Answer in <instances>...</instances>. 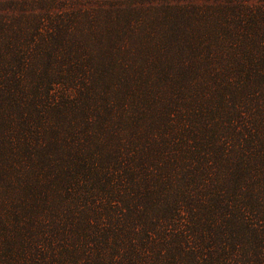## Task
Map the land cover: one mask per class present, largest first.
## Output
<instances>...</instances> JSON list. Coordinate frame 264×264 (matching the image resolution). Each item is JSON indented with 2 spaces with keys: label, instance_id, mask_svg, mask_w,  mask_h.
I'll use <instances>...</instances> for the list:
<instances>
[{
  "label": "trees",
  "instance_id": "16d2710c",
  "mask_svg": "<svg viewBox=\"0 0 264 264\" xmlns=\"http://www.w3.org/2000/svg\"><path fill=\"white\" fill-rule=\"evenodd\" d=\"M0 183V264H264V0H0Z\"/></svg>",
  "mask_w": 264,
  "mask_h": 264
},
{
  "label": "rangeland",
  "instance_id": "374dc122",
  "mask_svg": "<svg viewBox=\"0 0 264 264\" xmlns=\"http://www.w3.org/2000/svg\"><path fill=\"white\" fill-rule=\"evenodd\" d=\"M1 185L2 183H0V198H5V202L7 204V206L3 205V206H0V209L2 210H8L6 213L10 214V211L13 212V210H17L18 212L20 213H23V214H26V215H29L30 211L29 209H27V205L28 204H24V203H19V197H23L25 194L23 191H19V192H11L9 188H7L6 186V189H7V192L4 193L2 192L1 190ZM10 192H9V191ZM32 201L30 200L29 203H31ZM33 204V203H32ZM33 206V205H32ZM45 209L43 210L42 214L44 216H53L55 219H56V201H54V203L51 205V207H48L46 205H44ZM1 210V212H3ZM51 211H54L53 212V215L52 214H49ZM17 220H16V217H14V219L12 218L10 220V225L12 227V231L14 232L16 230V227H15V224H16ZM6 224V222H5ZM7 225V224H6ZM56 225V224H55ZM3 233V232H2ZM1 233V234H2ZM14 237H18V236H14ZM17 241V240H16ZM8 242H14V241H6L4 242L5 244H7ZM17 244H13L12 247L16 246Z\"/></svg>",
  "mask_w": 264,
  "mask_h": 264
}]
</instances>
